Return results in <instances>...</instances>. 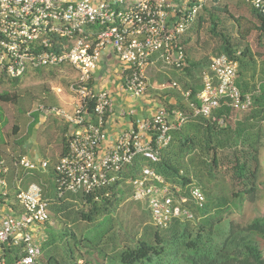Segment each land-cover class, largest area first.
Wrapping results in <instances>:
<instances>
[{
  "label": "built area",
  "instance_id": "built-area-1",
  "mask_svg": "<svg viewBox=\"0 0 264 264\" xmlns=\"http://www.w3.org/2000/svg\"><path fill=\"white\" fill-rule=\"evenodd\" d=\"M230 4L246 5L264 17V0H0V84L49 68L74 74L68 86L71 110L38 104L27 113L31 122L33 114L54 116L70 128L66 152L53 168L57 202L66 194H89L118 183L136 157L158 162L171 132L190 116L209 118L222 104L240 112L252 108L251 95L235 86L236 63L220 55L211 59L195 100L190 91L182 94L191 114L158 108L150 118L135 119L110 146L103 144L105 118L113 111L110 93L94 86L103 52H112L119 62L120 90L140 98L147 91V70L154 59L183 71L188 61L185 37L195 19L205 7ZM169 87L179 90L175 82ZM52 91L56 96L64 94L58 87ZM218 124L224 125L222 120ZM46 168L45 160L0 155V188L7 187L11 173L30 174ZM128 185L131 200L144 204L153 224L161 229L173 220L191 221L189 202L197 208L205 203L198 185L167 184L147 166ZM16 199L21 213L0 215V257L5 249L14 248L18 253L15 264H36L41 256L36 228L48 223L53 200L36 183L19 189Z\"/></svg>",
  "mask_w": 264,
  "mask_h": 264
},
{
  "label": "trees",
  "instance_id": "trees-1",
  "mask_svg": "<svg viewBox=\"0 0 264 264\" xmlns=\"http://www.w3.org/2000/svg\"><path fill=\"white\" fill-rule=\"evenodd\" d=\"M249 10L256 24L251 22L246 27L242 26L240 18H234L230 13L228 15L235 22L236 33L241 40L246 39L251 31L264 35V17ZM222 13H228L226 6L205 7L195 19L191 31L196 27L199 31L204 17H208L211 33L216 35L219 14ZM217 36L222 42L214 57L226 55L236 63L235 86L242 94L251 95L252 108L248 112H240L222 104L209 118L190 116L180 129L171 132L170 143L160 151L158 162L151 163L143 157H136L133 164L121 174L118 183L89 194H66L58 200L57 207H51V204V209L59 214V221L61 218L65 220V227L46 241L47 247L59 241V260L48 252L44 260L36 264H264V217H256L248 223H241L232 217V210H238L243 202L254 203L257 199L259 155L264 140L261 129L264 85L255 87V61L249 47L232 42L227 35ZM246 57L249 59L246 60ZM210 62L204 73L209 72ZM194 67L187 61L184 70L188 74ZM260 74L262 76L257 80L262 81L264 71H260ZM203 75L201 73L200 85L190 84L188 89L182 90L176 83L179 87L176 90L170 88L171 83L167 82L163 89L170 88L181 97L183 92L190 91L191 98L195 100L202 88ZM250 81H254V87L251 90L244 89ZM0 100L15 103L17 99L16 96L1 93ZM183 101L177 110L191 114L185 99ZM242 115V122L230 121L231 117ZM59 120L63 122L59 123L62 157L68 144V125L61 118ZM218 120H222L224 125L220 126ZM13 133H17L16 127H13ZM242 149H245L244 153ZM223 160H228L232 165L231 180H239L246 187L243 191L231 193L229 197L212 192V185L219 182ZM144 166L151 168L167 184L184 188L194 183L201 188L205 196L204 205L198 208L190 202L186 205L193 212L191 221L173 220L167 228H158L143 204L150 217V225H144L140 231L134 232L114 228L109 220L112 200L117 199L119 188L136 178ZM47 170L48 178L44 181L52 180L54 185V170L50 167ZM37 176L43 179L42 175ZM53 191L51 195L54 203L56 195ZM43 194L46 197L44 191ZM129 194L131 199V190ZM73 203L78 204L76 210ZM66 221L72 224L68 226ZM90 226L94 230L98 228L94 236L87 231ZM17 260V251L7 248L0 257V264H15Z\"/></svg>",
  "mask_w": 264,
  "mask_h": 264
},
{
  "label": "rangeland",
  "instance_id": "rangeland-1",
  "mask_svg": "<svg viewBox=\"0 0 264 264\" xmlns=\"http://www.w3.org/2000/svg\"><path fill=\"white\" fill-rule=\"evenodd\" d=\"M228 13L219 14L218 28L216 29V35L211 33L210 27L211 23L208 17H204L203 22L199 28L196 27L190 32L188 36L185 37V49L187 54V59L190 64L196 65L187 74L185 70L177 71L172 68H167L165 65L159 61L156 64L150 65L147 70V76L149 81L154 80L155 69H157L160 74L165 76V79L160 80L162 83H177L181 89H188L190 84L200 85L201 73L205 74L208 67L209 61L214 57L215 51L221 44L219 34L227 35L232 42H238L242 47L247 45L253 55L255 61V77L253 80L261 78L260 71H264V35L259 34L256 31H251L248 37L241 40L240 36L236 33L235 22L229 18V13L233 15L234 18H240L243 27L248 26L251 22L256 24L255 19L251 15V11L246 5L240 4L237 6L235 4H230L227 7ZM249 58L246 57V60ZM74 74L70 71L65 70L59 72L57 69H44L43 71L34 72L33 74L26 75L24 78L14 81L11 84H0V94L6 93L10 97L16 96V102H4L0 100V155H19L18 152L26 153L25 144L29 142V139H34L35 133L34 128L37 122H31V118L27 117L28 112L33 111V109L38 105L42 104L45 106H56L59 107V98L62 96H56L52 88H61L64 92L63 97H69L68 86L72 82ZM149 83V82H148ZM152 83V82H151ZM167 85V84H166ZM166 88L163 90H167ZM154 92H157L153 89ZM71 113V112H69ZM263 116V115H262ZM244 116L242 115L243 118ZM35 119V115H32ZM59 119V118H57ZM236 118L231 117L230 121H235ZM229 121V122H230ZM13 127L17 128V133H13ZM261 129L263 131L264 137V117L261 121ZM27 134V135H26ZM54 139V131H46V136ZM49 143V147L47 146ZM38 148L40 150L39 154L42 155L43 159L47 162V168L44 171L36 170L30 174L23 173L24 180H28L29 183H36L41 185L43 191L48 199H53L51 192L54 189L52 180L44 181L37 175L47 176V169L52 168L56 163L55 149H59V140H40L38 142ZM21 156V155H20ZM260 162V175L257 181V199L254 203H249L248 201L243 202L238 210H232V217L241 223H248L256 217H264V140L263 145L260 149L259 155ZM232 165L228 160H223L221 162V168L218 183L212 185L213 194L223 195L229 197L231 193L239 192L245 190V186L241 184L239 180H231ZM12 173L8 177L10 180L13 177L19 175ZM8 181V180H7ZM48 182V183H47ZM9 187V185H8ZM130 185L123 184L119 188L117 199L112 200V206L110 207L109 220L113 224L114 228H123L124 231H136L139 230L144 225H150V217L145 206L142 203H134L130 199ZM18 193V192H17ZM54 193V191H53ZM53 205H59L58 202L52 203ZM74 210L78 208L77 203H73ZM49 208L50 218L48 223L43 226H38L36 228L35 234L39 235L41 240V256L38 261L44 260V256L49 253V255H55L59 260V241H56L54 245L47 247L46 241L56 236L60 230H62L64 225V219H60L59 214ZM73 218V215H71ZM68 226L72 222L66 221ZM73 227V226H72ZM84 228V226H81ZM98 228H96L97 230ZM94 228L90 226L88 232L90 235L94 236ZM54 234V235H52ZM264 255V246H263ZM3 264V263H2Z\"/></svg>",
  "mask_w": 264,
  "mask_h": 264
},
{
  "label": "crops",
  "instance_id": "crops-1",
  "mask_svg": "<svg viewBox=\"0 0 264 264\" xmlns=\"http://www.w3.org/2000/svg\"><path fill=\"white\" fill-rule=\"evenodd\" d=\"M158 62L159 60L154 59V62L151 65ZM158 72L159 71L155 69L154 73L156 74L154 80L149 81L148 79L149 83L145 94L142 97L135 99L122 92L119 88L120 65L115 56L110 51L105 50L103 52L99 68L94 72V86L98 90H107L113 99V111L106 116L103 126L106 138L103 143L105 147L110 146L121 132L128 130L135 119L150 118L155 114V111L159 107H169L177 110L178 107L184 103L178 92L172 89L163 90V86H165L166 83L164 84L160 82V80L165 79V76ZM256 81L257 82H255V84L257 83V85L254 84V81H250L248 85L244 86V89L251 90L254 85L255 87L264 85V79L262 81ZM153 89L157 92H154ZM59 106L63 107L65 110H71L72 103L70 98L63 96L59 98ZM34 115V122H37L34 128L35 137L33 140L29 139V142L24 145L26 153L18 152L19 155L17 156L21 155L31 160L38 161L44 160L42 155H40L42 153L39 154L40 150L37 145L38 142H40V140L58 141L59 123L63 122L54 116L39 117L37 114ZM241 120L242 119L240 117H236L235 122H242ZM67 128L68 133L70 128L68 126ZM50 130L55 133L54 139L50 138L49 135L46 136V131ZM47 146H50L49 143H47ZM244 152L245 149H242V153ZM54 153L57 157V163L61 155V145H59V149H55ZM54 166H52V169ZM19 172V175L13 177L12 180H10V177L6 178L7 187L5 189L0 188V215H18L21 213V208L18 205L16 194L19 189L24 190L31 183H29L26 179L24 180V172ZM44 179H47L45 175H43V180ZM3 192H5V196L2 195Z\"/></svg>",
  "mask_w": 264,
  "mask_h": 264
}]
</instances>
